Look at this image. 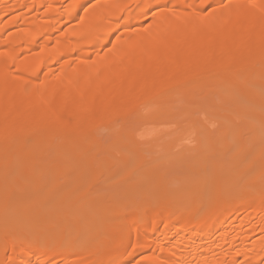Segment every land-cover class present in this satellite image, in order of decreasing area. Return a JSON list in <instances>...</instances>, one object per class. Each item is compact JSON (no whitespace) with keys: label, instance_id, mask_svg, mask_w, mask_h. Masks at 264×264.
I'll return each mask as SVG.
<instances>
[{"label":"bare ground","instance_id":"obj_1","mask_svg":"<svg viewBox=\"0 0 264 264\" xmlns=\"http://www.w3.org/2000/svg\"><path fill=\"white\" fill-rule=\"evenodd\" d=\"M256 73L261 85L264 0H0V154L17 143L25 164L33 144L57 131L62 140L75 130L86 138L145 103L190 100L221 82L242 88ZM237 168L216 169L211 196L200 181L197 193L172 187L154 167L164 188L158 203L135 205L131 194L127 203L94 200L74 238L97 220L91 230L107 231L109 241L56 236L70 213L46 206L24 225L0 220V264H264V164L248 180Z\"/></svg>","mask_w":264,"mask_h":264},{"label":"rangeland","instance_id":"obj_2","mask_svg":"<svg viewBox=\"0 0 264 264\" xmlns=\"http://www.w3.org/2000/svg\"><path fill=\"white\" fill-rule=\"evenodd\" d=\"M259 75L252 74L242 88L221 82L190 100L174 95L162 106L145 103L127 118L103 121L86 138L75 130L62 140L57 131L43 147H31L27 160L36 158L35 165L30 163L33 167L28 161L17 163L19 145L14 144L11 152L0 154V206L5 200L2 181L9 180L11 187L8 208L0 212V218L4 217L0 220L8 218L5 223L24 225L28 214L37 211L38 216L50 207L57 216L70 213L68 224L56 236L63 234L82 243L94 240L90 238L93 234L109 241L112 236L107 231L91 230L97 220L80 230L77 238L73 226L99 199L127 203V194H131L135 205L158 203L164 188L157 186L151 168L157 167L178 189L190 188L197 193L202 182L206 195L219 186L211 180L216 169L226 167L235 173L242 166L243 180L254 177L264 164V82L256 84ZM45 130L41 127L38 136L46 135ZM5 159L12 166L6 176L2 175ZM22 167L27 172L24 178L20 177ZM61 191L66 196L55 200ZM40 197H44L43 202ZM100 213L88 219L98 218Z\"/></svg>","mask_w":264,"mask_h":264}]
</instances>
